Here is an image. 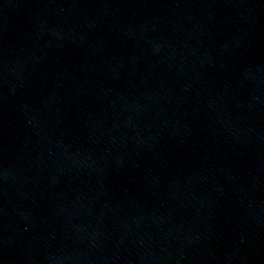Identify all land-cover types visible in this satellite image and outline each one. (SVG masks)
<instances>
[{"label": "water", "instance_id": "95a60500", "mask_svg": "<svg viewBox=\"0 0 264 264\" xmlns=\"http://www.w3.org/2000/svg\"><path fill=\"white\" fill-rule=\"evenodd\" d=\"M0 264H264V0H0Z\"/></svg>", "mask_w": 264, "mask_h": 264}]
</instances>
